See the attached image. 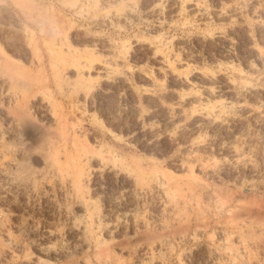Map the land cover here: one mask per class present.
<instances>
[{"label":"rangeland","instance_id":"rangeland-1","mask_svg":"<svg viewBox=\"0 0 264 264\" xmlns=\"http://www.w3.org/2000/svg\"><path fill=\"white\" fill-rule=\"evenodd\" d=\"M0 264H264V0H0Z\"/></svg>","mask_w":264,"mask_h":264},{"label":"bare ground","instance_id":"bare-ground-1","mask_svg":"<svg viewBox=\"0 0 264 264\" xmlns=\"http://www.w3.org/2000/svg\"><path fill=\"white\" fill-rule=\"evenodd\" d=\"M26 123H29V122H26ZM81 172H80V170H78V168H77V179L79 180L80 178H81ZM75 178V177H74ZM82 180V179H81Z\"/></svg>","mask_w":264,"mask_h":264}]
</instances>
